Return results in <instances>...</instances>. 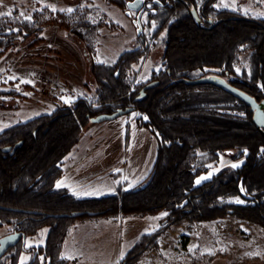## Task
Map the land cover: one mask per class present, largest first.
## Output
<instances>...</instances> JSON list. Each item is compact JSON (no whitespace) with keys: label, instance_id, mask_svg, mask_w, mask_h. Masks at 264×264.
Returning a JSON list of instances; mask_svg holds the SVG:
<instances>
[{"label":"trees","instance_id":"16d2710c","mask_svg":"<svg viewBox=\"0 0 264 264\" xmlns=\"http://www.w3.org/2000/svg\"><path fill=\"white\" fill-rule=\"evenodd\" d=\"M211 1L205 0L200 11L206 18H212L213 14L219 19L212 28L202 27L192 16L190 9L198 8V0L154 3L149 17L155 20V29L148 36L141 35L138 44L123 51L113 64L93 59L94 39L105 24L103 20L92 21L86 9L60 13L59 25L67 35L77 37L89 53L97 97L92 101L80 97L53 115L42 114L0 132V204L31 210L0 208V227L7 225L27 236L39 233L44 226L50 227L45 245L26 264H40L41 254L47 264L68 263L61 252L75 217L49 215L55 213L95 211L121 216L167 211L168 216L162 221L167 224L234 215L264 227V135L253 122V112L225 89L212 84L191 85L183 80L218 74L257 100L264 99V19L248 16L233 19L226 10L211 7ZM108 2L125 5V0ZM49 25L51 21L42 15L34 21H1L0 56L20 37L32 38L31 47L43 42L41 35ZM156 47L164 50L160 63L164 70L151 80L158 84L137 99L146 83L134 85L128 73ZM246 50L250 51L251 72L237 69ZM199 90L222 94L227 99L186 106V97ZM11 93L1 91L0 95ZM230 102H235L234 107L244 114L220 113L212 107L223 103L232 109L233 106L227 105ZM129 106L137 113V125L157 138L156 158L144 181L100 197L78 198L64 188H57L62 160L79 142L86 121L99 113ZM20 140L23 144L13 154L2 151ZM199 149L208 151L214 159L231 152V158L242 159V163L226 164L211 178L197 184L199 175L208 171L197 162ZM231 196H241L246 202L222 200ZM163 230L142 236L126 258H139L154 244L152 238ZM21 246L19 242L11 247L0 261L8 258L10 264H18Z\"/></svg>","mask_w":264,"mask_h":264},{"label":"rangeland","instance_id":"374dc122","mask_svg":"<svg viewBox=\"0 0 264 264\" xmlns=\"http://www.w3.org/2000/svg\"><path fill=\"white\" fill-rule=\"evenodd\" d=\"M127 1L120 7L108 0H0V22L34 21L41 15L51 21L41 35L43 42L31 47L32 38L20 37L0 56V92L12 91L0 95V132L9 125L42 114L53 115L80 97L96 100L91 58L85 55L87 49L83 43L67 35L59 25L60 13L86 9L92 21L103 20L105 24L94 39L93 59L113 64L123 51L138 44L141 35L148 36L155 29V20H151L149 12L154 3L162 0H146L140 22L138 12L131 10ZM204 1L198 0L199 9ZM210 6L231 15L264 19V0H212ZM211 15L216 20L215 15ZM163 51L156 47L148 57L133 65L128 78L134 85L147 84L164 70L160 64ZM237 69L251 72L250 51L241 54ZM226 99L222 94L199 90L190 93L185 104L208 105ZM233 103L227 105L234 107L236 103ZM225 105L217 103L212 107L220 113L244 114L241 109ZM136 115L133 111L100 123H92L89 118L82 127L79 142L62 160V174L56 187L82 198L114 194L119 189L141 184L156 158L157 138L147 128L137 125ZM197 154L198 164L208 168L199 175L197 184L211 178L226 164L239 166L242 163V159L233 160L231 152L217 159L205 150L199 149ZM222 200L246 202L241 196ZM167 216V211H161L144 215L75 217L70 222L61 256L67 264H264V227L257 222L227 215L167 224L162 222ZM161 228L163 232L152 238L154 244L139 258H126L142 236ZM49 229L44 226L39 233L26 236L21 242L18 264L28 263L37 249L45 245ZM11 230L7 225L0 227V236ZM39 259L40 264H47L43 254ZM0 264H10V260L3 258Z\"/></svg>","mask_w":264,"mask_h":264},{"label":"water","instance_id":"95a60500","mask_svg":"<svg viewBox=\"0 0 264 264\" xmlns=\"http://www.w3.org/2000/svg\"><path fill=\"white\" fill-rule=\"evenodd\" d=\"M157 2V1H156ZM145 3V0H129L127 1V6L131 10L138 11V22L141 20L142 15V8ZM190 12L192 16L195 18V20L202 24L201 17L199 16V13L195 7H192L190 9ZM233 19L238 18H248L244 16L239 15H233L231 16ZM207 22L210 24L209 28H212L215 26L216 22L213 21V19L209 18L207 19ZM88 51L85 50V55H88ZM89 60V57L87 58ZM187 84L191 85H197V84H212L219 88L225 89L229 91L231 94L242 100L246 105L250 107V110L253 112V122L258 127V129L263 133L264 135V99L257 100V98L247 91L241 89L240 87L234 85L230 81H228L225 77L218 75V74H210V75H204L196 78H184L183 79ZM158 84V81H150L149 83L145 84L141 89V94L137 97V99H141L146 90L149 88H152ZM134 110L133 106H129L126 108H118L114 110L111 113H100L95 116L90 117V121L92 123H100L107 120H113L121 115L128 114ZM23 144V140H20L16 142L13 146H5L2 148V151L4 152H10V154H13L15 150L20 147ZM0 208L9 209V210H16V211H25V212H31V210L27 209H21V208H13L8 207L0 204ZM36 212V211H34ZM85 213L89 215H96L98 212L95 211H73L71 213H55V214H49L56 217H62V216H69V217H78L81 215H84ZM26 234L22 231L12 232L9 234H6L4 236L0 237V257H2L11 247L15 246L19 240L25 241Z\"/></svg>","mask_w":264,"mask_h":264},{"label":"flooded vegetation","instance_id":"af4514ba","mask_svg":"<svg viewBox=\"0 0 264 264\" xmlns=\"http://www.w3.org/2000/svg\"><path fill=\"white\" fill-rule=\"evenodd\" d=\"M145 2H146V0H145ZM146 4H147V2L146 3H144V5H143V8H142V15H143V13H144V11H145V6H146ZM197 9V11H198V13H199V16L201 17V20H202V24H200L202 27H205V28H209V23L207 22V19H209V18H206V17H204L202 14H201V11H200V9L199 8H196ZM138 12V11H137ZM139 13V12H138ZM142 15H141V17H142ZM211 19H213V18H211ZM213 21L214 22H216V24L219 22V19H217V20H214L213 19ZM215 24V25H216ZM17 231H19V230H11L9 233H12V232H17ZM9 233H7V234H9ZM4 235H6V234H4ZM4 235H2V236H4ZM27 236V235H26ZM1 237V236H0ZM19 242H22V240L20 239L19 240ZM18 242V243H19ZM17 243V244H18Z\"/></svg>","mask_w":264,"mask_h":264},{"label":"crops","instance_id":"0c3cea01","mask_svg":"<svg viewBox=\"0 0 264 264\" xmlns=\"http://www.w3.org/2000/svg\"><path fill=\"white\" fill-rule=\"evenodd\" d=\"M13 125V124H12ZM10 126V125H9ZM57 186H58V184H57ZM63 187H65V188H68L69 189V187L68 186H66V185H64ZM63 250H64V248H63Z\"/></svg>","mask_w":264,"mask_h":264},{"label":"snow or ice","instance_id":"6c2138e0","mask_svg":"<svg viewBox=\"0 0 264 264\" xmlns=\"http://www.w3.org/2000/svg\"><path fill=\"white\" fill-rule=\"evenodd\" d=\"M70 11V10H69ZM235 166V165H234ZM237 202H239V201H237ZM166 215V214H165Z\"/></svg>","mask_w":264,"mask_h":264}]
</instances>
